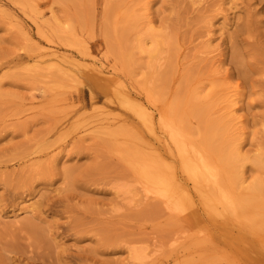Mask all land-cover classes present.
I'll return each instance as SVG.
<instances>
[{
  "label": "rangeland",
  "instance_id": "1",
  "mask_svg": "<svg viewBox=\"0 0 264 264\" xmlns=\"http://www.w3.org/2000/svg\"><path fill=\"white\" fill-rule=\"evenodd\" d=\"M150 28L162 40L152 59L135 49ZM36 44L57 47L66 74L46 68ZM113 80L168 119L180 107L201 148L200 114L228 123L216 144H238L245 186L264 185V0H0V264H264V230L180 169L195 201L187 216L139 185L123 192L134 179L125 146H162Z\"/></svg>",
  "mask_w": 264,
  "mask_h": 264
},
{
  "label": "bare ground",
  "instance_id": "2",
  "mask_svg": "<svg viewBox=\"0 0 264 264\" xmlns=\"http://www.w3.org/2000/svg\"><path fill=\"white\" fill-rule=\"evenodd\" d=\"M121 33L122 36L119 34L118 30V36L116 37L119 38L121 36L120 38H122L123 31H121ZM160 40L158 31L150 28L148 33L137 38L136 45L134 44L136 47L135 49L140 51V53H148V57L152 59L159 50L161 43ZM148 42L151 43L149 46ZM36 48L37 50L39 49V56H50V58H47L46 60L48 61L46 68L56 70L58 68L56 62L60 59L56 49L57 47L54 48L52 45L48 44L46 48L43 49L41 48V44H36ZM117 50L118 49H114V53L120 55V58L125 64L127 61L130 63V57H133L131 56L130 51L126 50L125 56L128 54L126 58L123 56L125 50L122 52ZM57 70L60 73L63 72V74H66L64 73L65 69ZM90 71L92 72L91 74L96 76V78H102V68L94 65L93 67H90ZM100 82L101 81H99V83ZM112 83L115 85L114 92H116L121 106L126 110L129 109L143 123L145 129L162 146L156 147L152 143H145L146 147L148 146V151L146 152L142 151L143 149H138L137 147L125 146V149L121 151V153L123 154L126 162L129 163L133 171L132 174L134 179L133 182L126 183L124 185L123 192H131L134 185H139L142 190L141 193H143L146 198L158 200L170 214L176 217L189 214L195 204V201L193 196L190 195L189 189L185 186V180L183 179L184 181H182L180 178V174L178 172V169H180L182 173L197 187L199 193L200 190L209 192L223 207L224 212H230V214H233L234 217H241L243 219V225L247 229L251 231L264 230V185L254 183L245 186L246 181L243 179V172L241 170L243 164L240 163L245 156L241 154L238 144H234V142L225 143V141L224 144L221 145L222 147H220L219 144H216L220 142L221 137H223L225 132H227L228 129H226L225 125L228 123L224 125V128L222 127L223 125L219 128L220 124H218L219 127H213L215 123L206 117L204 118L200 112L197 111L198 114H200L199 116H201L200 120H204L202 121L204 129V132L202 133L204 138L203 143L206 145L204 144V147L201 148L192 141L191 134L186 129L184 119L178 117V115H180V113H178V109L180 107L176 110L174 109V111H177L175 112L177 115L174 114V111H171L173 112L172 115H170L172 118L168 119L163 114L161 109L155 113V110L151 106L152 104L150 102L148 105L144 103L142 104V102L139 103L134 99V97H132V94L129 93L130 90L126 91L125 88H123V85L121 86L115 80H113ZM189 100L191 103V98ZM233 102L231 101L230 103ZM233 105L234 104H231L230 107ZM201 106L196 104V108H198V110H200L199 108ZM196 108L194 110H196ZM194 114L197 115L196 112ZM230 118H232V116H230ZM221 119L224 120L223 118ZM116 120H118V118ZM98 121L101 122V120ZM217 138L219 141H217ZM237 141H235V143ZM160 148H162L163 152ZM208 151L212 153L214 152L213 154L218 156L219 163L215 162ZM256 163L259 167H264V158H258ZM131 254L134 260H142L143 258H146L145 255L147 256L142 249L135 247L131 248Z\"/></svg>",
  "mask_w": 264,
  "mask_h": 264
}]
</instances>
